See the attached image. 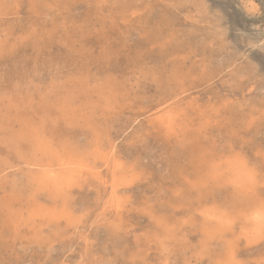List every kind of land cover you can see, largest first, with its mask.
<instances>
[{
  "label": "rangeland",
  "instance_id": "rangeland-1",
  "mask_svg": "<svg viewBox=\"0 0 264 264\" xmlns=\"http://www.w3.org/2000/svg\"><path fill=\"white\" fill-rule=\"evenodd\" d=\"M261 205L264 0H0V264H264Z\"/></svg>",
  "mask_w": 264,
  "mask_h": 264
},
{
  "label": "bare ground",
  "instance_id": "bare-ground-1",
  "mask_svg": "<svg viewBox=\"0 0 264 264\" xmlns=\"http://www.w3.org/2000/svg\"><path fill=\"white\" fill-rule=\"evenodd\" d=\"M10 59V58H9ZM184 60V59H183ZM182 86V85H181ZM168 101V100H167ZM230 103V102H229ZM42 104V103H41ZM41 106V105H40ZM48 109V108H47ZM43 110V109H42ZM41 110V111H42ZM49 110V109H48ZM47 110V111H48ZM178 114V113H177ZM138 115H141V114H138ZM41 116V115H40ZM61 116V115H60ZM229 119V118H228ZM175 121V120H174ZM54 122V121H53ZM188 122V121H187ZM57 123V122H56ZM144 123V122H143ZM205 123V122H204ZM190 124H191V122H190ZM208 124V123H207ZM185 125V124H184ZM193 125V124H192ZM206 125V124H205ZM209 125V124H208ZM213 125H215V124H213ZM174 126V125H173ZM188 126V125H187ZM209 127V126H208ZM201 130V129H200ZM236 130V129H235ZM206 131V130H205ZM129 132V131H128ZM183 133V132H182ZM193 133V132H192ZM226 133V132H225ZM231 133V132H230ZM261 134V133H260ZM184 136V135H183ZM201 136V135H200ZM21 137V136H20ZM182 138V137H181ZM187 138V137H186ZM221 139V138H220ZM42 140V139H41ZM213 140V139H212ZM120 141V140H119ZM188 142V141H187ZM193 142V141H192ZM214 142V141H213ZM36 143V142H35ZM34 143V144H35ZM215 143V142H214ZM219 143V142H218ZM228 143V142H227ZM185 145V144H184ZM199 145V144H198ZM210 145V144H209ZM221 145V144H220ZM224 145V144H223ZM226 145V144H225ZM8 146V145H7ZM190 148V147H189ZM41 149V148H40ZM230 149H232V148H230ZM151 150V149H150ZM122 151V150H121ZM231 151V150H230ZM233 152V151H232ZM242 152V151H241ZM190 153V152H189ZM142 154V153H141ZM150 155V154H149ZM165 156V155H164ZM46 158V157H45ZM56 159H54V158H52V159H54V160H52V161H50L51 163H50V166H53L55 163L59 166V167H61V168H66V169H69V171L71 172V173H73V174H77V173H80V172H82V168L83 167H85L86 165L84 164V162L82 163L81 162V160H79V159H76V160H71V158L69 157V158H65L64 156L63 157H61V155L60 156H57L56 155V157H55ZM157 159V158H156ZM48 160V159H47ZM49 160H51V159H49ZM255 162V161H254ZM252 163H253V161H252ZM49 164V163H48ZM233 166H239V165H237L236 163H231ZM251 165V164H250ZM153 167V166H152ZM19 168V167H18ZM82 169V170H81ZM65 170V169H64ZM256 170H258V169H256ZM62 172V171H61ZM254 172V171H253ZM6 173V172H5ZM262 175V174H261ZM6 176V175H5ZM243 176V175H242ZM242 176H241V178H242ZM247 176V175H246ZM258 177H261V176H258ZM230 178V177H229ZM240 178V179H241ZM23 179V178H22ZM42 179H44V180H47V184H52V186H53V188L52 189H54V190H56V191H58L57 193L59 194V196H60V192H62V191H64L65 189H66V187H68V186H70V185H72L73 183H74V181H73V179H74V176L72 177V176H68V175H59V176H57V177H54V175L53 174H45V175H43L42 176ZM240 179H238V181L240 180ZM245 179V178H244ZM248 179V178H247ZM255 181H257V179L255 180ZM260 181V180H259ZM231 182V181H230ZM234 182V180L231 182V183H233ZM236 182V181H235ZM33 183V182H32ZM240 183V182H239ZM244 183V182H243ZM246 183V182H245ZM244 183V184H245ZM257 183H261V182H256V184ZM222 184V183H221ZM227 184V183H226ZM236 184V183H235ZM248 184V183H247ZM46 185V184H45ZM233 185H234V183H233ZM242 185V184H241ZM250 185V184H249ZM255 185V184H254ZM258 185V184H257ZM224 187H226V186H224ZM239 187V186H238ZM240 188V187H239ZM257 188V187H256ZM24 189V188H23ZM231 189H233V188H231ZM227 190H229V188L227 189ZM235 190V189H234ZM209 191V190H208ZM248 191V190H247ZM227 192V191H226ZM215 193V192H214ZM219 193H220V191H219ZM231 195V194H230ZM229 195V196H230ZM240 195H242V194H240ZM262 195V194H261ZM236 197V196H235ZM244 197V196H243ZM261 197V196H260ZM218 198H220V197H218ZM238 198H240V197H238ZM257 198H259V197H257ZM263 198V197H262ZM234 199V198H233ZM237 199V198H236ZM242 200H243V198H242ZM244 200H245V197H244ZM243 200V201H244ZM247 200V199H246ZM206 201V200H205ZM213 201V200H212ZM239 201H241V200H239ZM242 201V202H243ZM249 201V200H248ZM36 202V201H35ZM209 202V201H208ZM226 202V201H225ZM247 202V201H246ZM245 202V203H246ZM250 202V201H249ZM248 202V203H249ZM34 203V202H33ZM224 203V202H223ZM222 203V204H223ZM233 203H236V202H233ZM239 203H241V202H239ZM244 202H243V204H245ZM53 204V203H52ZM250 205H251V203H249ZM241 205V204H240ZM246 206V205H245ZM241 207V206H240ZM200 208V207H199ZM241 209V208H240ZM39 212V211H38ZM181 213V212H180ZM223 213V212H222ZM225 213V212H224ZM233 213V212H232ZM214 214V213H213ZM229 214V213H228ZM254 214H255V219L254 220H256V222L257 223H259V219H258V217H264V207L261 205V206H257V207H255V209H254ZM254 214H253V216H254ZM215 215V214H214ZM223 215V214H222ZM221 216V215H220ZM226 216V215H225ZM243 216V215H242ZM224 217V216H223ZM237 217V216H236ZM239 217H240V215H239ZM244 217V216H243ZM251 217V216H250ZM220 218V217H219ZM254 218V217H253ZM223 219V218H222ZM226 219V218H225ZM210 220V219H209ZM225 221V220H224ZM223 221V222H224ZM219 222V221H218ZM253 223V222H252ZM256 223V224H257ZM228 224V223H227ZM219 225H220V223H219ZM226 225V224H225ZM249 225H251V224H249ZM264 225V224H263ZM195 226V225H194ZM187 228V227H186ZM255 228H256V226H255ZM258 228V227H257ZM256 228V229H257ZM251 229V228H250ZM38 231V230H37ZM251 233V232H250ZM259 233V232H258ZM262 233V232H261ZM255 235H256V233H255ZM260 236V235H259ZM28 240V239H27ZM252 240V239H251ZM254 240V239H253ZM258 246V245H257ZM254 248V247H253ZM215 255V254H214ZM239 256V255H238Z\"/></svg>",
  "mask_w": 264,
  "mask_h": 264
},
{
  "label": "snow or ice",
  "instance_id": "snow-or-ice-1",
  "mask_svg": "<svg viewBox=\"0 0 264 264\" xmlns=\"http://www.w3.org/2000/svg\"><path fill=\"white\" fill-rule=\"evenodd\" d=\"M246 175L248 177V183L249 184H254L255 183V174H254V172L252 170H248ZM258 219H264V217H258Z\"/></svg>",
  "mask_w": 264,
  "mask_h": 264
}]
</instances>
